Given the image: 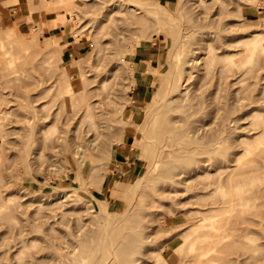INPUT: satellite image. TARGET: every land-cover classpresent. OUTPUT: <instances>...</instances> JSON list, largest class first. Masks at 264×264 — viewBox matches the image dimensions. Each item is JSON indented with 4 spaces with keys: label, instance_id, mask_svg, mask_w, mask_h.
Here are the masks:
<instances>
[{
    "label": "rangeland",
    "instance_id": "obj_1",
    "mask_svg": "<svg viewBox=\"0 0 264 264\" xmlns=\"http://www.w3.org/2000/svg\"><path fill=\"white\" fill-rule=\"evenodd\" d=\"M5 1L0 0V38L10 34L14 28L30 42L36 35L34 41L37 43L25 41L19 44L13 36L15 38L2 49L10 50L11 55L17 57V65L14 67L16 73L10 74L13 67L7 70L10 66L7 64L8 68L4 67L7 58L3 57L5 61L0 58L5 62L1 67L0 61V83H4L1 75L5 76L7 72L10 74L8 77H16L12 83L0 85V110L9 112L0 115L12 120L14 115L18 118L25 115L32 117L36 111L42 116L46 112L58 114L54 125L48 128V136L37 141L33 136L28 137L31 127L25 120L24 124H6L1 128V131L9 132L10 127L16 133L11 131L8 137L0 140V264H23L26 259L25 254L13 258L11 254L14 253L9 250L21 225H24V236L32 253L42 243L45 234L51 236L58 233L63 225L67 226L71 239L76 243L82 242L91 250L96 244L95 233L107 216L116 224H121L123 220L115 219L119 214L117 209L134 214L145 208L139 191H134L133 185H130L132 179L144 170L141 143H133L132 132H129L126 123L142 122L148 102L170 68L168 56L177 33L187 41L186 47L194 50L207 38V32L215 38L219 32L227 41L224 48L228 57L222 60L224 74L219 80V64L212 65L206 80L207 87L203 90L204 111L212 109L209 104L213 94L220 98L223 107L219 103L221 109L216 119L210 123L209 117H206L205 122L210 123L213 131L223 129L228 136L221 140L222 147L227 149V156L233 159L231 154L236 152V157H242L243 161L256 157L252 151H247L248 146L241 141L253 140L250 135L263 119L255 111H264V0H48L51 2L48 9L43 8L39 0H31L33 4L29 0L28 5V0H17L8 5ZM160 9L167 10L171 15L170 24L164 22L165 15ZM254 33L258 34L254 39L241 42V38L246 39ZM234 38L237 40L231 41ZM21 46L26 50L25 55L18 49ZM215 46L222 44L216 41ZM216 52L222 55L221 51ZM200 56L203 58L202 53ZM64 65L68 66V76L61 78L63 81L67 77L74 78L80 70L86 71L85 78L89 80L97 77L105 79L92 92L89 89L93 84L88 82L87 92L98 95L89 101L99 96L110 97V103L104 101L99 104V111L107 116V120L97 118L96 127L88 129L91 122L86 119L80 126L77 141L82 143L83 151L90 156L81 182L77 174L82 170H76L73 163L78 160V155L72 153L70 162L71 157L65 151V148L70 152L77 150V141L73 142L71 133H68L67 147L65 143H55L60 131L69 125L65 122H71L80 106L75 99L63 102L66 89L56 98V86L45 94V89L59 78ZM60 67H63L62 71ZM218 82L221 86L216 90ZM85 83L86 80L81 85ZM192 119L186 117V120ZM190 123L185 125L186 129H199L203 124L202 121ZM73 125L69 129L72 130ZM195 134L188 133L189 136ZM237 134L241 136L238 144L232 138ZM260 142L263 147L264 138ZM39 143L44 146L42 150H37L38 154L33 158L30 152ZM258 159L261 167L255 176L258 180L255 185L245 187L242 195L249 200L247 205H241L240 213L234 211L230 214L226 204H221L226 199H233L230 197L237 193L233 185L205 199L211 207L223 205L217 210L206 211L209 238L193 244L192 251H197L199 244L204 246L205 255L215 259L210 264H264V192H256L258 185L264 183V158L259 156ZM122 191L127 194L126 203L117 197ZM97 198L102 200L101 205L95 200ZM131 199V204L135 201L134 205L130 209L123 208ZM62 213L65 214L63 218ZM229 215H232L231 219L224 222ZM141 216L143 235L150 234L152 230L156 232L149 241L136 243L141 249L140 253L133 255L138 259L137 264H185L180 261L185 258L188 243L197 233L176 241L156 256L157 259L155 255L152 257L154 253L149 254V259L143 254L144 250L160 243L162 237L157 232L175 225V218L150 221ZM60 220L62 224L58 225ZM26 221L31 224L30 228H25ZM149 227L155 228L150 230ZM215 234L225 235L217 251L211 249ZM64 247L62 244V252H66ZM69 249L73 251L72 247ZM75 253H70L69 257L79 259V250L75 249ZM99 254L95 252L92 255ZM187 257L192 256L189 253Z\"/></svg>",
    "mask_w": 264,
    "mask_h": 264
},
{
    "label": "bare ground",
    "instance_id": "obj_2",
    "mask_svg": "<svg viewBox=\"0 0 264 264\" xmlns=\"http://www.w3.org/2000/svg\"><path fill=\"white\" fill-rule=\"evenodd\" d=\"M6 1L8 5L17 0H10V2L8 0ZM39 1L45 9L51 6V2L48 0ZM28 4H30L29 0L27 2V5ZM31 4H33V2ZM29 7H31V5L28 6V9ZM33 7L35 6L33 5ZM42 7L40 8L42 9ZM30 10L31 8L29 11ZM160 11L165 15L164 22L170 24L172 22L171 15L165 9H160ZM12 29L14 31V28ZM12 29L10 30V34L0 38V49L2 53L0 58L2 57L4 61L5 59L3 57L7 58V61H5L6 63L0 60L2 62V66L1 64L0 66L3 67V63H5L6 66L4 67L8 68L7 64L10 65L9 69L6 68L7 70L13 67V69L11 68L10 74L16 73L14 67L17 65V57L14 58L13 55H11V51L8 49L2 50L5 49L7 43H10L12 38L15 37L19 44L25 41L30 44L33 42L37 43L34 41L36 35L30 39L32 40L30 42L28 39H24L17 29L16 32H13ZM256 35L258 34L254 33L249 36L246 35V39L244 37H240L242 40L239 39L241 42L247 43L254 39ZM205 36H207V38L202 40L203 42L199 44L200 46L196 48V51L194 50L195 48L186 47L187 41L185 38L184 41L179 33L176 34L172 42L173 49L168 56L170 57V61L168 62V64L170 63V68H168L169 70L166 72L167 74L165 77L160 80L159 87L152 96L151 101L148 102L142 122L140 124H135L130 121L126 123L127 129H129V132H132L133 143L137 145L139 142L141 143V157L144 161V170L139 176L132 179L130 185H133L134 191H139V197L144 199L145 208L141 209L142 211H135L134 214H128L125 210L117 209L116 212L119 214L116 215L115 219L123 220L121 224H116L115 221L110 220L107 216L105 218V223L101 225L95 233L97 237L96 244L91 250H89L87 246H84L82 242L77 241L76 243L71 239L67 234V226L63 225L60 232L53 233L51 236L45 234L42 243L38 246L37 250L32 253L30 252V247L28 248L30 243L24 236V225H21L16 230L17 236L14 243L9 247V250L14 253L11 254L13 258L14 256L20 258L21 255L25 254L26 259L23 264H137L138 259H135L133 255L140 253L141 249H139L136 243L140 240L149 241V239L152 238V234L156 232V230H152L155 227H149V229L152 230L151 233L143 235L141 229V215H144L149 218L150 221H154V219L158 218H175L173 220L175 225L165 229H159L157 232L160 237H162L160 243L155 247L144 250L143 254L147 255L148 258L149 254L154 253L152 257L155 255L154 258L157 259L158 257L156 256L168 250L170 245L176 241L188 237L191 233H197V236L188 243V251L183 256V258H185L181 259L180 262H184L185 264H210L211 261L215 260L213 257L205 255V252H203L204 246L202 244H199L197 251H192L195 242H203L207 237L209 238L207 229L209 224L206 222V211L217 210L223 207V205L211 207L205 199L213 193L223 192L224 187L233 185V189H235L237 193L233 197H230L233 199H226L222 201L221 204H226V209L230 214L234 211L240 213L241 205H247L249 199L243 196L242 193L246 191L245 187L256 184L258 179L255 176L261 169L258 157L262 156L264 158V145L261 147L260 142L261 139L264 138V113H262L264 111H255V113L262 116L263 119L255 128V131L251 133L252 135H250V138L253 137V140L241 141L248 146L246 147L247 151H252L256 157L249 161H243L242 157H236V152L231 154L234 156L233 159L227 156V149L222 147L221 140L228 138V136H225L226 134H224L223 129L218 130L217 128V131L216 129L213 131L212 126H209L210 123L216 119V114H218L219 109H221L220 106L223 107V103L220 98H217L216 94H213L211 103L209 104V106H212V109L204 111L205 96L203 94L204 88L207 87L206 80L211 72L212 65L215 63L219 64L217 69L218 76L220 77L219 80L224 74L222 60L228 57V54L225 53L227 50L224 48V46L227 47V41L219 35V32L217 38L214 36L212 37L211 32L205 33ZM236 40L237 38H234L231 41L234 42ZM216 41L221 43L222 46L216 47ZM40 43L41 42H38V44ZM21 48L18 49L22 50L23 52L21 53L25 55V48H23V46H21ZM171 48L172 46L170 49ZM216 50L221 51L220 54L222 55H219ZM201 53L203 54V58H200ZM199 58L200 61H198ZM201 65L202 67H200ZM64 67L63 71V67H60L62 72H60L59 78L51 83L50 87L48 86V88L45 89V94L56 86L58 90L55 94L56 98L60 97L63 90L66 89L63 102H70L72 99H75L77 100V105L80 106L79 111H77L75 116L71 119V122H65V125L68 123L69 125L61 130L60 134L55 139L56 144L62 145V143H65L67 147L69 143L68 138L70 137L68 133H71L73 142L77 141L79 139L78 132L84 120L89 119L91 122L88 129H90V127H96L97 121L95 119L97 118L102 121L107 120V116L99 111V104L104 101L110 103V97L99 96L98 99L89 101L91 97L98 96L91 95V92L98 89L105 79L97 77L89 80L85 78L86 71L80 70L79 74L74 78L67 77V80L63 81L61 78L68 76V66L64 65ZM115 67L116 66H114V68ZM7 73L4 74L5 76L1 75L4 83H0V85H8L16 78L13 79L14 76L8 77L10 74L8 75ZM85 80L87 83L81 85V82L84 83ZM89 81H91L90 83L93 84V87L89 89L91 92L88 93L87 85ZM64 82L66 83L64 84ZM78 83H80V86H77ZM211 84L212 83H210L209 86H211ZM219 86H221L220 82L217 83L216 90H219ZM212 93H210V95ZM215 93H217V91H215ZM59 106L61 107V105ZM256 110L258 109L256 108ZM1 113L7 114L9 112H7V110H0V114ZM42 113H44V111ZM57 114L58 112H46L45 115L42 116L36 111V113H32V117L25 115L24 118H18V115H14L15 119L12 120L0 115V140L3 141L6 136H9L11 131H14V129L10 127L9 129L11 131L9 132H7V130L1 131V128L3 129L6 124H24L23 120L30 124L31 127L28 137L31 138L33 136L34 141L40 140L48 136V128L53 126L56 122ZM35 117H37V119H35ZM53 117H55V119H53ZM186 117L189 119L193 118L192 120L195 119L192 123L202 121L203 124L199 129L193 127L186 129L185 125L192 121L186 120ZM206 117H209V122L211 121L208 124L205 122L207 119ZM72 123L74 125L71 130L69 126ZM189 132H196V134L189 136ZM15 133L14 131V134ZM240 137L241 136L237 134L233 135L232 138L234 142L238 144L240 143ZM25 145L27 144L25 143ZM43 146L42 143H39L36 149L31 150L30 154L33 155V158L37 156V150H42ZM75 147L77 150H74V152L67 151V148H65V151L71 157L70 162H72L73 158L71 155L72 153L78 155V160H74L73 163L76 166V170H78V168L82 170L77 174L81 182L84 178L83 171L86 169V166H88L87 163L90 161V156L86 151H83L84 146L80 141L75 143ZM23 149L25 148L23 147ZM79 149H82V151H78ZM19 158L21 157L19 156ZM231 162L233 163L231 164ZM102 179L104 180V177ZM245 179H247V181ZM115 184L116 182H114L113 186ZM257 188L259 190H256V192H264V183L259 184ZM74 190H77V188H74ZM112 191L113 188H111V192ZM117 197L119 201L124 203L128 200L125 191L118 193ZM95 200L101 205V199L97 198ZM131 202L132 199L129 200L128 204L123 208L130 209L135 201L132 204ZM0 207H2L1 204ZM64 215L65 214L62 213L61 218H63ZM231 216L232 215L225 217L224 222H228ZM61 224L62 222L60 220L58 225ZM25 226L26 229L30 228L31 224L29 221H26ZM213 237H215V239L211 241V249L215 248L217 251L225 235L221 236L215 234ZM207 241L209 242V240ZM62 244L65 246L66 252L61 251ZM70 247L73 248V251L69 249ZM75 249L79 250V255H81L79 259L75 257L71 259L69 257V254L72 252L73 255H76ZM88 251L89 253L86 254ZM95 252H100V254L93 256L92 254ZM191 252H193L192 255ZM189 253L190 257L192 256L191 258L187 257Z\"/></svg>",
    "mask_w": 264,
    "mask_h": 264
}]
</instances>
